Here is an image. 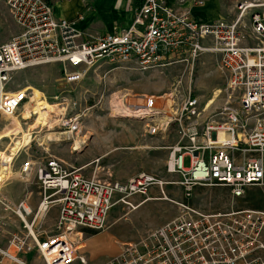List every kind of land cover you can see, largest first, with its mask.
Instances as JSON below:
<instances>
[{
	"label": "built area",
	"instance_id": "built-area-1",
	"mask_svg": "<svg viewBox=\"0 0 264 264\" xmlns=\"http://www.w3.org/2000/svg\"><path fill=\"white\" fill-rule=\"evenodd\" d=\"M185 2L142 0L128 29L91 36L75 21L56 18L46 0H4L19 33L0 46V116L16 115L25 105L29 92H9L6 87L14 74L33 67L59 64L65 82L73 85L102 64L134 65L140 72L178 64L192 69L203 54L212 53L219 56L228 90L238 95L239 106L227 102L199 124L200 103L190 95L173 119L148 125V134L164 133L175 122L179 127L167 173L179 176L184 199H190L196 187L226 188L233 201L252 188H264V10H259L264 4L239 3L235 20L206 23L179 9ZM192 2L203 7L207 0ZM141 98V118L152 121L163 115L154 111L155 97ZM78 120L63 123L68 134L79 130ZM12 166L13 161L0 155V191ZM19 177L38 184L40 201L32 210L27 199L12 206L0 194L4 210L12 212L25 231L12 234L7 246L0 247V264H37L26 258L33 252L39 264H88L81 243L87 233L105 230L117 203L134 210L138 206L126 199L146 196L152 188L164 194L169 185L148 173L126 184L87 177L53 156L23 163ZM179 207L177 218L139 241L122 244L120 253L103 264H264V206L211 213L185 202ZM54 208L58 217L47 234L40 224Z\"/></svg>",
	"mask_w": 264,
	"mask_h": 264
},
{
	"label": "rangeland",
	"instance_id": "rangeland-1",
	"mask_svg": "<svg viewBox=\"0 0 264 264\" xmlns=\"http://www.w3.org/2000/svg\"><path fill=\"white\" fill-rule=\"evenodd\" d=\"M103 1L84 0L83 11L82 7L77 10L68 7L64 11L62 3L55 9L57 14L62 13L63 18L74 17L80 9L81 14L77 18H85L79 25L82 30L87 28L85 31L92 33L110 31L113 25L106 20L104 13L112 0L107 4ZM174 1L177 0L172 2ZM51 2L55 5L58 0ZM217 2L218 7L214 6L213 16L227 21H233L239 16V3L264 4V0ZM130 3V11L120 14L123 24L130 20L126 18L127 14L132 17L133 0ZM211 3L212 0H207L203 9L196 7L192 0H186L179 9L192 13L193 9L198 8L203 12L196 14L197 17L208 21L205 10ZM259 10L264 8L260 7ZM244 23H249L248 17L244 19ZM18 33V27L4 0H0V46L12 40ZM21 89L29 92L25 105L14 115L21 125V133L0 142V155L13 161L8 176L9 183L4 187L8 192L6 195L3 191V196L27 199L31 192L32 199L37 202L39 186L34 180L22 182L19 177L20 167L30 159L49 156L61 159L68 167L81 169L87 177L126 184L136 175L148 173L169 183L164 188L166 197L161 190L152 188L146 196L136 195L126 199L138 206L134 210H130L123 203H117L110 212L105 230L87 233L86 240L81 243L84 248L80 253L87 256L88 264H97L100 261L103 264L114 257L113 252L121 249L122 242L139 241L151 231L174 220L180 215L179 204L183 202L207 213L220 210V207L215 206L216 199H223L224 204H229V194L226 191L219 192L210 187L199 188L190 203L184 200L183 191L177 184L179 176L167 173L171 149L178 140L176 122L163 134L152 137L146 133L148 125L173 119L190 95L199 100L202 114L199 119L204 122L219 112L227 102L239 106L238 95L228 90V76L221 69L218 55L203 54L192 69L185 64H178L140 72L134 65L115 67L102 64L73 85L65 82L59 64L42 65L14 74L13 81L6 90L15 92ZM146 95L155 96V107L161 111L158 115L163 114L162 116L149 121L141 118V115L126 117L124 113L114 112L115 107H128L129 100ZM75 117L79 119V130L68 134L63 123ZM8 119L9 117L0 116V134L11 127ZM189 166L190 160L187 158L185 167ZM234 204L235 209L262 208L264 188L248 190L244 198L234 201ZM48 217L41 223L44 231L52 229ZM95 235L98 236L93 240L97 239V244L91 250L88 240ZM26 258L37 264L41 262L35 252Z\"/></svg>",
	"mask_w": 264,
	"mask_h": 264
},
{
	"label": "crops",
	"instance_id": "crops-1",
	"mask_svg": "<svg viewBox=\"0 0 264 264\" xmlns=\"http://www.w3.org/2000/svg\"><path fill=\"white\" fill-rule=\"evenodd\" d=\"M47 1V0H46ZM217 1V0H216ZM52 6H53V9H54V14H55V17L58 18V19H66V20H70V21H75L76 22V26L79 30H81L83 33L86 34V32L88 34L86 35H91V36H97V35H103L105 33H109V32H112L114 29H118V30H126L128 29L131 25H132V22H133V19H134V16H135V13L136 11L141 7L142 5V0H133V6H132V17L127 14L126 18L127 19H130L128 23L126 24H123V20L121 19V13L122 12H128L130 11L129 8L131 7V3L132 0H112L111 3H109V0H104L103 3H109L108 6H107V9L105 10V13H104V16L106 17V20H109V22L111 23L110 25L112 26V29L110 31H94L93 33L92 32H88V31H85V28L84 30H82L79 25H80V22H82L85 18L84 17H78L79 14H81L80 12V9L79 11H77V14H75L74 17L72 18H63V15L62 13H56V6L60 3H62V6L64 7V11H67L68 10V7H74L76 10L79 8L82 7V11L84 10V0H58V2L53 5V3L51 2V0L48 1ZM79 4V5H78ZM203 9L205 7H202ZM124 9V10H123ZM215 9V8H214ZM113 11V12H112ZM206 11V10H205ZM80 12V13H79ZM200 12H203L201 11L200 9L198 8H195L193 9L192 11V14L198 18L199 20L203 21V22H206V23H211V22H216L218 21V18H216L215 16H213V11L211 13H208L206 11V16H207V19L208 21H204L202 19H200L199 17H197L196 14L200 13ZM123 15V14H122ZM122 20V21H121ZM220 20V19H219ZM93 26V25H92ZM147 96V95H146ZM150 97V96H149ZM152 97H155V96H152ZM178 113V112H177ZM204 121H201V119H198V123L199 124H202ZM179 132V127H178V131ZM146 133L147 135L148 134V130L146 128ZM161 134V133H160ZM163 134V133H162ZM159 135V134H158ZM151 136V135H149ZM153 137V136H152ZM179 142V134H178V140H177V143ZM176 143V144H177ZM11 182V181H10ZM9 182L6 183V185L8 184ZM4 185L3 188L1 189L0 191V194H1V198L3 199H6L7 201H9V203L14 206L15 204H17L19 201H22V200H25V199H13V198H8V197H5L3 196L4 193L8 192L7 190L5 191L4 190V187L6 186ZM199 188L201 187H196L193 191V194L191 196L190 199H184L187 203H190L192 201V198L194 196V194H197L198 191H199ZM210 188H215L216 191H226L227 194H229V197L227 196V198L230 199H227L225 197V199H227V203L229 202V204H224L223 203V199H216L214 201L215 203V206L216 207H220V210L219 211H227V210H230L232 208H235V204H234V201L230 195V191L226 188H223V187H210ZM182 189V188H181ZM183 191V189H182ZM7 195V193H6ZM32 196H33V193L29 192L28 194V198H27V201H28V204L29 206L31 207L32 210H36L38 204H39V201H40V198L37 199V202H34V200L32 199ZM183 196H184V193H183ZM10 197V196H9ZM39 197V196H38ZM244 197L240 198V199H237V200H242ZM235 200V201H237ZM237 204V203H236ZM57 209V208H56ZM55 208L52 209L50 211V213L46 216L48 217V222L50 224V226L52 227V229L50 231H46L47 234L51 233V231L53 230L54 226H55V223H56V220H57V217H58V209L56 210ZM239 209V208H238ZM56 210V211H55ZM218 212V211H216ZM45 219V218H44ZM44 219L41 221V223L44 221ZM41 226V224H40ZM24 233V227H23V224L21 223V221L16 217L14 216V214H12V212H10L9 210L8 211H5L4 208L2 207V205L0 204V247H6L7 244H8V240L9 238L11 237L12 234L14 233ZM98 235H95V236H92L91 239H89L88 241V245L90 247V245L92 247H90L91 250L94 249L95 245L94 244H97V239H94L93 238H96ZM123 243H127V242H122L121 244ZM119 249V248H118ZM120 250H117L116 252H113L115 253L113 256H116L120 253ZM102 263L101 261L98 262L97 264H100ZM2 264H12V263H9V262H4Z\"/></svg>",
	"mask_w": 264,
	"mask_h": 264
},
{
	"label": "bare ground",
	"instance_id": "bare-ground-1",
	"mask_svg": "<svg viewBox=\"0 0 264 264\" xmlns=\"http://www.w3.org/2000/svg\"><path fill=\"white\" fill-rule=\"evenodd\" d=\"M214 6L218 7V2L216 0H212L211 5L208 4V8L206 9V11L208 13H211L214 9ZM139 97H143V96H139ZM167 97H169V96H167ZM143 105H144V99L136 98V99L129 100V106L128 107L122 106L123 107L122 109H120L119 106L115 107L116 109L114 110V112L119 113V114L124 113L126 115V117H135V116L140 117L139 115H142L145 111L143 109ZM170 105H167V107H170ZM154 111L161 112L156 107H155ZM158 112L156 115L159 114ZM27 113L30 114L29 111H27ZM8 120L10 121L11 127L8 128L2 134H0V142H2V140L7 139V138L17 137L21 133V131H20L21 125H20L18 119L14 115H11ZM222 140H223V138H220V141H222ZM16 151H17V149L15 150V152Z\"/></svg>",
	"mask_w": 264,
	"mask_h": 264
},
{
	"label": "trees",
	"instance_id": "trees-1",
	"mask_svg": "<svg viewBox=\"0 0 264 264\" xmlns=\"http://www.w3.org/2000/svg\"><path fill=\"white\" fill-rule=\"evenodd\" d=\"M47 1H49V0H47ZM170 2H172L173 0H169Z\"/></svg>",
	"mask_w": 264,
	"mask_h": 264
}]
</instances>
